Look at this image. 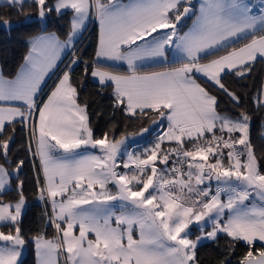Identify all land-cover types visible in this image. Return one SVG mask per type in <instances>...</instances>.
Instances as JSON below:
<instances>
[{
	"label": "snow or ice",
	"instance_id": "6c2138e0",
	"mask_svg": "<svg viewBox=\"0 0 264 264\" xmlns=\"http://www.w3.org/2000/svg\"><path fill=\"white\" fill-rule=\"evenodd\" d=\"M26 5L36 8L26 22L46 24L68 11L72 19L67 41L47 32L33 37L21 71L12 79L0 72V101L23 102L0 106V197L10 191L17 196L14 202L0 199V264H22L29 242L21 227L24 161L9 171L17 126L31 136L28 150L38 157L42 174L36 177L37 198L57 234L31 237L38 264H58L61 254L65 264H198V244L216 242L221 234L229 253L247 248L236 264H264V171L250 141V117L219 112L217 96L198 82L202 74L241 106L223 81L229 74L244 77L258 58L264 60V34L257 35L264 33V0L259 15L249 0H204L198 12L191 0H4L0 6L10 8L9 15H24ZM90 13L100 23L96 57L126 61L130 73L107 70L96 60L91 69L85 65V74L112 88L114 109L168 121L167 131L138 154L122 153L129 136L117 138L115 127L111 136L94 135L71 67L46 102L40 99L45 76ZM190 16L192 27L185 32L181 21ZM12 26L11 19H0V27ZM159 30L167 31L153 36ZM237 40L247 42L235 47ZM169 47L181 54L178 67L138 72L137 61L167 59ZM209 56L215 58L203 63ZM76 63L74 57L70 64ZM255 102L264 107V83ZM250 199L260 204L249 206ZM194 223L200 230L195 239L189 230Z\"/></svg>",
	"mask_w": 264,
	"mask_h": 264
},
{
	"label": "trees",
	"instance_id": "16d2710c",
	"mask_svg": "<svg viewBox=\"0 0 264 264\" xmlns=\"http://www.w3.org/2000/svg\"><path fill=\"white\" fill-rule=\"evenodd\" d=\"M197 1L198 0H195V2ZM11 12L12 10L10 8L0 6V19H11L13 21V26L10 30L0 27V62L3 75L7 77H13L17 74L31 48V40L33 37H37L45 32L53 31L56 32L61 39H67L72 19V13L71 11H68L63 18L58 19L53 16L46 24L39 21V19H33L26 22L25 16H35L36 8L34 5H26L24 15H9ZM94 17L95 15L93 14L89 27L65 60L63 67L67 64L70 55L75 53L77 63H69L66 69L71 67L73 69L71 73L73 80L79 81L82 84V87L79 89L80 103L88 105L89 119L96 137L102 136L105 132H108L111 136L113 127H115V131L118 134L117 138L119 134H136L140 132L141 129L153 124V120L157 121L160 118L155 116L154 113L149 116L131 117L121 112L119 109H114L112 88H102L99 83L92 79L90 72L89 74H85V65H88L89 69H91L93 61H96L95 56L98 45V27L97 22L94 23L93 21ZM102 66L117 69L115 67H108L107 65ZM163 67V64H159L144 69L150 70ZM198 80L206 89L217 96L219 104L217 110L219 112L233 116L240 112H244L250 117V141L257 161L261 167V171H264V107H260L255 102L258 90L262 83H264V60L258 58L257 61L253 63L252 70L244 77L229 74L224 79L223 82L229 91L235 92L236 95L241 98L240 107H237L229 96L224 94L223 91L218 90L213 83L202 77H198ZM53 81L54 78L45 88L43 95L48 89H50ZM14 139L16 142L15 147L13 148L12 145H10V148L12 149L10 159L13 163L9 168V171L15 167L19 160L24 161L23 170L19 176L20 180L24 181V194L26 196V207L21 227L26 237L29 239V242L25 245L26 253L21 261L22 264H36V248L31 237L43 234L46 237L54 238L57 234L54 228L47 225L45 206L37 198L36 177L38 174H42L40 173L38 157H33L28 150L31 136L27 128H24L22 131L21 126H17ZM0 163H4L2 158H0ZM7 166L8 165H6V167ZM15 186L16 181L13 179L12 188H15ZM16 198L15 191H10L7 195L0 197V199L5 201L13 202ZM208 229L209 228L205 230L207 231ZM197 233L200 234V230L195 228L193 236ZM227 239L228 238L221 234L218 241H208L200 245L196 250L198 264H222V261L229 257L232 259V264H236V262L247 251V248L237 246L234 252L229 253L226 246Z\"/></svg>",
	"mask_w": 264,
	"mask_h": 264
},
{
	"label": "crops",
	"instance_id": "0c3cea01",
	"mask_svg": "<svg viewBox=\"0 0 264 264\" xmlns=\"http://www.w3.org/2000/svg\"><path fill=\"white\" fill-rule=\"evenodd\" d=\"M123 2L127 3L128 0H123ZM191 2H192L193 5H195L196 11L198 12V9H199L200 4L203 3L204 0H198L197 2H195V0H191ZM249 2L252 4L254 12L257 15H259L260 14V3H261V0H249ZM0 4H4V0H0ZM92 18H93V14L90 13L89 19L87 21H85V28L82 29L80 32L77 33L76 37L72 41V45L70 47L65 48L61 52L60 59L57 60L55 67L53 69H51L48 72V74L45 76L44 82L41 84L42 91L40 93V99L42 101H45L46 102L48 95H50V92L52 90H54V87L58 83L59 79L62 78L63 72L68 70V69H63L62 68L63 67V64H64L65 60L67 59V57L69 56V54L75 48V46L78 43V41L81 39V37H83L84 33L86 32L87 28L89 27V24L91 23ZM193 19H194V17L191 18V19H187L186 21H184V23H183V29H182L183 31L186 32V31H188L192 27V20ZM97 27H98V45H97V50H98V48H99V37H100V23H99V19H97ZM258 28H259V25H258ZM166 31L167 30H159L157 33H153V36L162 35ZM47 33H55L56 36L62 42L63 41H67V39H68V38L67 39H61L60 36L56 32H53V31H49ZM44 34L45 33H42V34H40L38 36H41V35H44ZM261 34H264V33L257 32V35H261ZM147 39L150 41L152 39V37H147ZM244 42H247V41L237 40V41L234 42V46L235 47H240V46L243 45ZM137 43L142 44V43H144V41H138ZM237 43H239V44H237ZM133 47H135V45H133ZM28 53H27V55H28ZM218 54H223V53H218ZM201 55L203 56L204 54H201ZM213 58H215V56H211V57H209L206 60H202V62L203 63H207L208 60L213 59ZM95 60H99V63L102 64V65H107L108 67H115V68H117V69H111V68H107V67L103 66L107 70L114 71V72H116L118 74H129L130 73V70L128 68V65H127V62L126 61H111V60H106L105 58H97L96 56H95ZM180 60H181V54L178 53V51L175 48L169 47L167 49V59L154 58V59H145L143 61H137L138 72L140 74H146V73H151V72L167 71V70L171 69L172 67H178L179 64H180ZM159 64H163L164 67L163 68H157V69H150V70H145L144 69L146 67H151V66L159 65ZM23 65H25V59H24L22 65L20 66L17 74L21 71V68H22ZM0 72H2L1 62H0ZM15 76H13V77H7V76L4 75V77L7 78V79H12ZM198 77H202V78L208 80L202 74H198ZM53 78H54V81L52 82V86L50 87V89H48V92L47 93L45 92L46 94L44 93L45 95H43V92L45 91V88L47 87V85H49V83L51 82V80H53ZM92 79L95 82L99 83V81H98L97 78H93L92 77ZM208 81L211 82L210 80H208ZM198 82H199V80H198ZM217 102H218V100H217ZM22 104H23V102H21V101H10V102L0 101V106H19V105H22ZM161 123H164L163 130L164 129H167L168 121L161 120ZM149 135H151V134H149ZM129 146H131V144H129ZM92 151H95V150H92ZM97 154H99V153L97 152ZM120 159L121 158L118 157V162H119ZM109 188L113 192H115V188L112 185H109ZM116 203H117V205L119 204V202H116ZM116 211H117V214H119L120 209H119L118 206H117ZM23 214H24V212H23ZM207 228L210 229V226H208ZM135 235L138 236V232L135 233ZM47 238L52 239L50 237H47ZM25 249H26V246H25ZM23 253H22V256H21V260H22V257H23ZM39 259L40 258L37 255V249H36V264H38ZM58 264H62V254L58 256Z\"/></svg>",
	"mask_w": 264,
	"mask_h": 264
},
{
	"label": "rangeland",
	"instance_id": "374dc122",
	"mask_svg": "<svg viewBox=\"0 0 264 264\" xmlns=\"http://www.w3.org/2000/svg\"><path fill=\"white\" fill-rule=\"evenodd\" d=\"M63 69H65V66L63 67ZM47 92H48V90L46 91V93ZM163 125H164V123H161V120L158 119L157 123H153L150 126L146 127L148 129V132L141 134V131H140L136 134L126 135V136H129V139L126 141L125 148H122V153L126 149L127 151L133 152L134 154H138V153L142 152L144 149L150 148L152 146L153 142H155L157 135H163V133H165L167 131V129L163 130V127H164ZM149 134H151V135H149ZM129 144H131V146H129ZM165 146H167V142L165 143V145H162V147H165ZM124 158H126V157H124ZM212 187L214 190L216 187V182H212ZM191 198L192 197H189V199H191ZM224 198L226 199V196ZM245 203L249 204V206H252L253 204L258 206L260 204V201L258 199H250L249 201H246ZM201 223H203V222H201ZM195 228L199 229V225L194 223V224L189 226V230L193 234L195 232ZM208 230H210V229H208ZM197 235H199V234L197 233L194 236L192 235V238L195 239V237ZM206 242H208V241L207 240L202 241L200 244H198L197 248ZM25 253H26V249L24 250L23 257L25 255ZM23 257H22V259H23Z\"/></svg>",
	"mask_w": 264,
	"mask_h": 264
},
{
	"label": "built area",
	"instance_id": "2783aa9c",
	"mask_svg": "<svg viewBox=\"0 0 264 264\" xmlns=\"http://www.w3.org/2000/svg\"><path fill=\"white\" fill-rule=\"evenodd\" d=\"M97 19H98V18L95 16V17H94V20H93L94 23L97 22ZM74 57L77 59L76 54H75V53H72V54L70 55L68 61H67V64H65V69H66V67L68 66V64L70 63V61H71ZM167 146H168V145H167ZM167 146H166V147H167ZM65 262H66V257L62 254V264H65Z\"/></svg>",
	"mask_w": 264,
	"mask_h": 264
},
{
	"label": "water",
	"instance_id": "95a60500",
	"mask_svg": "<svg viewBox=\"0 0 264 264\" xmlns=\"http://www.w3.org/2000/svg\"><path fill=\"white\" fill-rule=\"evenodd\" d=\"M189 18H191V16L190 17H187V18H185L184 20H182L181 21V24L183 25V23H184V21H186L187 19H189ZM181 25H178L177 27L179 28ZM213 182H215V181H213Z\"/></svg>",
	"mask_w": 264,
	"mask_h": 264
}]
</instances>
